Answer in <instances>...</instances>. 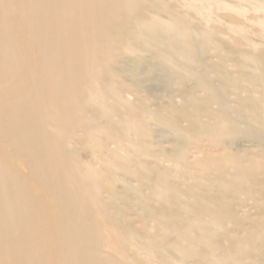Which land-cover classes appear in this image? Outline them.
Returning a JSON list of instances; mask_svg holds the SVG:
<instances>
[{"label":"bare ground","instance_id":"1","mask_svg":"<svg viewBox=\"0 0 264 264\" xmlns=\"http://www.w3.org/2000/svg\"><path fill=\"white\" fill-rule=\"evenodd\" d=\"M217 2L185 3L197 7L202 16ZM158 4L157 0H0V264H140L137 257L140 248L146 252L150 237L144 228L150 220L158 224L153 225L156 228L162 225L175 234L167 243L183 253L188 260L184 264H246L243 238L208 243L207 237L192 234V225L210 228L218 223L215 209H208L207 216L196 213L195 223L187 219L182 225H169V218L178 217L173 211L177 206H168L164 198L199 196L195 190L199 183L189 178L208 170L215 159L202 142L188 151L189 142L170 134L183 127L181 121L205 124L204 117L211 121L203 127L213 146L231 143L221 140L227 127L232 137L242 133L236 127L239 119L229 118L228 104L210 108L229 98L215 100L213 86L220 75L209 77L220 54L213 28L205 29L207 21L194 23L174 6L161 12ZM260 19L264 26V14ZM201 50L207 52L202 59L196 55ZM115 61L120 67L112 66ZM137 82L141 84L135 93H128L129 85ZM162 88L166 100L158 101L164 97L155 90ZM239 97L235 100H245ZM136 104L139 113L133 112ZM172 114L178 120L168 125L165 120V129H156L149 144L139 140L148 134L146 118ZM73 138L91 143L93 161H81L74 154L69 142ZM130 149L144 157L137 167L117 158ZM146 157L153 158L152 163ZM229 159L235 164L249 161L237 155ZM167 162L179 166L181 187H171L170 173L161 168ZM121 168L138 176V191L148 189L141 194L143 229L120 224L122 218L109 211L102 197L103 191L114 195L113 176ZM252 183L239 198L264 192L263 178L254 177ZM41 198H51L52 204ZM50 206L56 211L44 214ZM198 244L204 249L199 250ZM130 246L135 248L128 251ZM116 254L126 257L123 263ZM254 258L259 261V256Z\"/></svg>","mask_w":264,"mask_h":264},{"label":"rangeland","instance_id":"2","mask_svg":"<svg viewBox=\"0 0 264 264\" xmlns=\"http://www.w3.org/2000/svg\"><path fill=\"white\" fill-rule=\"evenodd\" d=\"M157 1L159 2L158 6L161 12L174 6L180 10V12L190 15L193 18L194 23L205 25L204 23L207 21L205 29L213 28L210 31L213 30L214 33H209L215 37V41H218V43L215 44L220 48L221 56L220 54H217L218 57H216L215 62L213 63L214 65L210 69L214 71L209 73V77L220 75L217 76L218 78L220 77L218 83L216 82L213 86L215 87L214 91L216 90L215 94H218L217 97L219 98L216 97L217 99L215 98V100L219 101L222 97L229 98L224 105L220 106L219 102L212 103L210 108L211 110H217L228 104L227 108L230 110V113H232L229 118L239 119L236 127L239 132L242 133L241 135H237V137H232L229 130L230 128L227 127L225 132L221 135V140L223 142L231 141V143L224 145L220 144L217 147L213 146V144L211 145L209 142L207 138L208 136L204 132L205 130L203 127L206 123L209 124V118H202L201 115H197L200 118L205 119V124H203L204 122L197 123L195 122V119L194 121L186 119L183 122L181 121V126L183 127L174 130L175 132L170 134V137L172 136L176 139H182L183 137L185 142H189L188 151H195L197 149L196 147L201 145L202 142L204 147L208 149L210 148L208 154L214 156L215 159L208 167V170H205L202 173H196L194 176L197 177L189 178L190 182L199 183V187L195 189L199 196L193 193L188 197L169 198V200L168 198H164L168 202V206H177L173 211L178 217L176 219L169 218V221L171 222L169 225L171 226L172 222L176 225H182L184 220L187 219H190L192 223H195L194 218L196 213L198 217L207 216L209 213L208 209H215L217 213L215 219H218V223L212 224L210 228H205L203 226L199 228L196 225H192V234L195 236L207 237L206 241L208 243L222 241L227 244V238L228 241L231 237L243 238L247 241L245 246L248 252V257L247 260H245V263L264 264V261L262 260L264 254V192H253L254 195L244 193L245 195H243V197L246 198H239L241 193L247 192V189L251 187L253 184L252 179L254 177L258 179L263 178L264 180V158L262 156L264 153V26L260 19L264 14V0H218L217 3L211 5L209 10L207 9L209 12L204 11L202 16L196 13L197 7L195 9V6L193 7L192 5L185 3L188 0ZM224 49H226V52ZM214 52H209L208 55L215 54L216 52ZM200 53L202 54H196L197 58L200 59L207 54V52L202 50ZM240 62L242 64L245 62L243 64L244 66L240 64ZM112 66L118 67L119 64H116L115 61ZM114 71L120 73L116 69ZM127 77L129 82V79H131L132 76L130 75ZM238 81H242L240 82L241 86ZM138 83L140 82H137V84H130L128 87V93H135L134 89L138 87ZM164 91L163 88L155 90V92H158L164 97L158 98V101L166 100V96L163 95ZM208 93H206V95L213 96L210 92ZM236 93V97H245V100L241 103L236 101V97L234 98L233 96ZM215 94L214 96H216ZM200 95H204V92L200 93ZM128 97L133 99V95H128ZM179 99V96H176L175 101L178 104L180 103ZM150 102L154 103L156 100H150ZM241 107L243 108L242 111H240ZM239 108L240 110H238ZM133 109L134 113H139V104H136ZM255 110H258L259 112H256ZM253 112L256 114L255 116ZM163 117L164 119L161 118L162 120L160 118H146L143 123L148 128V134L147 136L140 137L141 139L139 140L146 141L145 144H149L151 140H153L152 135H155L156 129H165L166 124L168 125L170 122H174L175 119L178 120V117L173 116V114L171 116L163 115ZM255 117L256 119L253 120ZM165 120L167 121L166 124ZM196 125L198 126V129ZM114 126L117 132L121 131V128L116 125ZM199 130L200 133H198ZM202 130L203 132L201 133ZM183 133L184 136H182ZM69 142L71 150H74V154H76L81 161L91 162L94 160L90 142L85 143L74 138L70 139ZM168 145L164 147H169ZM203 152L205 153L206 151L204 150ZM229 152L235 154H230ZM136 153L132 149H130L128 153L122 151V153L118 154L117 158L122 162L127 161V164L132 167H137L139 166L138 161L144 159V157L136 156ZM204 153L202 155L199 154V157L203 156ZM221 154H224V156ZM236 155L240 156L243 160L247 158L249 161L235 164L229 158ZM136 157L139 158L136 159ZM146 159H148L150 163L153 161V158L151 157H146ZM95 167L97 168V164H95ZM161 168H167L165 171L170 173L169 182L172 185L171 187H181L178 177L179 166L167 162V164L161 166ZM168 168H172L173 172ZM142 171L144 172L146 170L142 168ZM113 181L115 187L113 191L114 195L110 197V193L106 191L102 192V197L107 206L110 205L109 211L116 217L122 218L119 221L120 224H129L133 228L143 229V226L140 224L141 220L139 216L140 209L142 208V205H144L141 194H147L148 189L143 188L142 191H138L137 189L140 187L138 176L134 173H126L122 168L113 176ZM103 183L105 185V183H107L106 180H104ZM104 189L105 188H103V190ZM247 196H253L254 198H249ZM41 199L43 201L48 200L49 204H52L51 198ZM169 201L172 203H169ZM44 209V214H46V212L50 214L51 212L56 211L52 206L48 207V209ZM124 211L130 213V216L123 218L122 213ZM154 224L158 225L150 220L147 229L144 228V231H146V234L150 238L148 240L149 243L147 244L146 252L144 248H140V255L137 257L140 259H138L140 264H147V262H150L149 264H160L162 260L167 264H184L183 262L188 261L187 259H183L182 252L178 251L173 245L167 243L172 237L175 238V234L163 230V228L161 229L162 225L159 226V228H156L153 226ZM204 231L208 232L205 235H201V232ZM182 245H185V243H182ZM130 248H135V246H130L128 251ZM197 248L203 250L204 246L198 244ZM254 256H259L258 260L260 262L257 261ZM123 257L120 254H116V258L122 263L123 259L126 258ZM15 258L18 257L15 256ZM124 264H126V262H124Z\"/></svg>","mask_w":264,"mask_h":264}]
</instances>
